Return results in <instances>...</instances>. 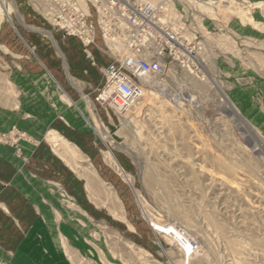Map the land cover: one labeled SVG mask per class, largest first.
Here are the masks:
<instances>
[{
  "label": "rangeland",
  "instance_id": "374dc122",
  "mask_svg": "<svg viewBox=\"0 0 264 264\" xmlns=\"http://www.w3.org/2000/svg\"><path fill=\"white\" fill-rule=\"evenodd\" d=\"M122 1L159 5L176 47L128 111L97 92L90 109L103 112L77 130L79 150L44 131V105L51 125L73 104L42 47L63 74L67 40L100 41L111 63L125 56L99 31L104 1L0 0V172L1 161L27 170L48 144L75 191L51 183L53 228L0 225V264H264V0ZM87 26L93 39L78 34Z\"/></svg>",
  "mask_w": 264,
  "mask_h": 264
},
{
  "label": "crops",
  "instance_id": "0c3cea01",
  "mask_svg": "<svg viewBox=\"0 0 264 264\" xmlns=\"http://www.w3.org/2000/svg\"><path fill=\"white\" fill-rule=\"evenodd\" d=\"M58 48L64 57L65 74L62 73L59 60L51 58L49 45L42 47V57L44 54L42 63L48 68L49 66L56 68L58 85L67 94L73 107L66 106L63 110L61 108L59 114L63 115L65 122L58 121L50 125L49 116L53 111L49 113L44 105V112L40 111V116H45L44 131H59L73 148L86 150L85 135L77 133V130L85 127L86 118L89 119L93 112L96 114L98 112L99 115L103 112L98 105L91 109L90 106L93 103V97L104 85V73L111 64L112 56L102 47L100 41L85 44L71 39L64 41ZM34 116H37L36 112ZM49 146L43 144L40 148L38 147L32 164L27 167V170H15L9 162L1 161L4 164L1 165L3 167L0 172L2 178L0 225L5 226L4 230L13 231L20 228L30 230L37 228L38 225L41 228H53L57 225L60 204L57 188L50 186L53 181L56 182L59 179L66 189L75 195L70 184L73 181V174L69 167L67 168L68 163L53 156L54 152ZM70 177H72L71 182L67 181ZM81 190L82 188H78L76 191L79 193L75 198L76 201L83 199ZM0 228L2 229L1 226Z\"/></svg>",
  "mask_w": 264,
  "mask_h": 264
},
{
  "label": "built area",
  "instance_id": "2783aa9c",
  "mask_svg": "<svg viewBox=\"0 0 264 264\" xmlns=\"http://www.w3.org/2000/svg\"><path fill=\"white\" fill-rule=\"evenodd\" d=\"M103 1L99 5V31L107 42L120 40L127 53L106 69L105 82L96 101L123 113L142 97L143 77L168 72V56H164V50L169 49L170 54L174 51L178 34L164 20L159 5ZM57 5L64 3L57 2ZM86 32L87 39H93L96 33L92 26H87L78 34L83 37Z\"/></svg>",
  "mask_w": 264,
  "mask_h": 264
},
{
  "label": "bare ground",
  "instance_id": "6f19581e",
  "mask_svg": "<svg viewBox=\"0 0 264 264\" xmlns=\"http://www.w3.org/2000/svg\"><path fill=\"white\" fill-rule=\"evenodd\" d=\"M98 35V34H97ZM143 84H151L152 83V77L146 76L142 78ZM154 84V83H153ZM145 90V86H142L141 92L143 93ZM145 94V92H144ZM178 103V102H177ZM177 106V105H176Z\"/></svg>",
  "mask_w": 264,
  "mask_h": 264
}]
</instances>
